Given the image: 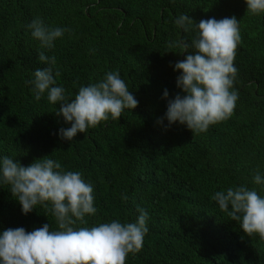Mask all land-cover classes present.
Returning a JSON list of instances; mask_svg holds the SVG:
<instances>
[{
	"label": "trees",
	"instance_id": "obj_1",
	"mask_svg": "<svg viewBox=\"0 0 264 264\" xmlns=\"http://www.w3.org/2000/svg\"><path fill=\"white\" fill-rule=\"evenodd\" d=\"M182 14L197 23L239 20L236 107L201 133L158 123L167 111L164 90L169 99L184 95L174 64L187 53L169 42L197 37L195 22L188 32L176 25ZM37 18L69 31L53 48H41L27 27ZM41 51L56 57L52 86L63 87L68 101L81 86L118 71L138 106L72 141L61 139L60 129L70 124L57 117L59 103H49L47 92L37 101L29 83L36 69L50 66L39 61ZM5 156L23 166L47 157L62 171L82 174L97 212L76 229L135 223L144 209L149 230L126 264H264V239L247 235L212 199L239 186L264 197V184L254 182L257 172L264 178V13L247 12L246 0H0V160ZM50 207L25 215L10 186L0 183V232L45 224L58 230Z\"/></svg>",
	"mask_w": 264,
	"mask_h": 264
},
{
	"label": "clouds",
	"instance_id": "obj_2",
	"mask_svg": "<svg viewBox=\"0 0 264 264\" xmlns=\"http://www.w3.org/2000/svg\"><path fill=\"white\" fill-rule=\"evenodd\" d=\"M247 12L264 13V0H246ZM195 21L180 15L175 23L185 32ZM197 37L191 41L169 42V47H180L185 59L174 64L181 74L177 87L184 95L169 99L164 117L168 127L179 122L193 133L206 132L210 125L229 119L236 107L238 93L233 89L237 76L234 66L236 49L241 40L239 20L232 16L217 20L210 18L195 22ZM41 48L51 49L54 41L68 29L49 28L37 18L28 26ZM193 49V51H189ZM39 61L50 65L34 72L33 91L37 101L47 92L48 102L59 103L57 117L62 116L70 127L60 129L61 139L72 141L78 133L98 126L102 121L121 118L125 109L134 110L138 100L129 91L119 72H108L98 83L81 86L75 98L68 101L63 87H53L56 80L53 66L56 57L49 58L43 51ZM56 75H59L57 72ZM257 185L264 184L259 172L254 176ZM0 183L10 186V192L22 206L25 215L41 205L50 210L58 230L50 225L28 232L25 228H7L0 232V264H126L129 254L142 250L148 232V213L139 209L135 223L113 220L92 228L73 226L85 223L86 215H95L93 187L85 182L80 172L62 171L61 164L50 158L37 159L29 166L7 156L0 160ZM127 200V196L123 197ZM221 212L232 221H240L242 230L249 236L258 233L264 239V197L245 186L217 191L212 197Z\"/></svg>",
	"mask_w": 264,
	"mask_h": 264
}]
</instances>
